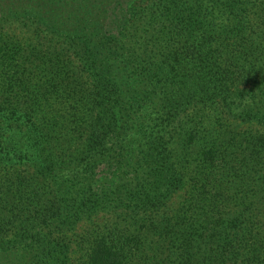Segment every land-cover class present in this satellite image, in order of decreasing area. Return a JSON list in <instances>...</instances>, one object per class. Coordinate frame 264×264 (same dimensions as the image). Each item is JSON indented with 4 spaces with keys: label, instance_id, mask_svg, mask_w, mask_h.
<instances>
[{
    "label": "trees",
    "instance_id": "obj_1",
    "mask_svg": "<svg viewBox=\"0 0 264 264\" xmlns=\"http://www.w3.org/2000/svg\"><path fill=\"white\" fill-rule=\"evenodd\" d=\"M151 2H5L35 18L55 82L0 96V238L59 234L107 161L134 170L118 197L130 220L82 238L80 264H264V0ZM3 57L5 87L22 64ZM70 247L40 239L15 264H65Z\"/></svg>",
    "mask_w": 264,
    "mask_h": 264
},
{
    "label": "rangeland",
    "instance_id": "obj_2",
    "mask_svg": "<svg viewBox=\"0 0 264 264\" xmlns=\"http://www.w3.org/2000/svg\"><path fill=\"white\" fill-rule=\"evenodd\" d=\"M6 1L0 0V35H2L0 38V56L4 55L5 58L3 57L2 60H5L6 63L15 62L22 64V66L18 69L17 75L10 67H6L4 72L13 81L6 84L5 87H3L4 85L0 86V96L4 97L7 89H10V92L14 90L17 81L19 83H21L20 81L28 83L46 81L52 84L55 82L52 74L49 72L51 61H54V58L53 56L50 58L43 57L42 51L47 48L48 42L47 38L42 36L43 33L40 31L38 23L33 20L35 18L28 17L27 12L10 14V11L6 9ZM138 1H142L144 4L152 3L151 0ZM101 7L102 4H100L99 9ZM112 21L114 22L113 13L109 18V22ZM13 51L14 53H12ZM27 61H31V63ZM34 62L36 64H33ZM7 81H4V83ZM153 107L154 104L151 109ZM160 115L161 113L155 115V118L158 122L162 123L163 119L162 116L159 119ZM23 149H26L25 146ZM10 165L14 169L21 166L15 161H11ZM113 170L114 167L107 161L96 166L93 181L95 184H99V187L94 189L90 196L86 197L85 203H82L77 210L76 208H70V214H63L60 221L66 220L69 224H65L66 226H63L59 234L55 231V227L48 224L43 223L38 228V226H35V223H31L25 228L26 235L24 239L30 240L29 242L22 241V238L20 240L14 238L12 233L4 235V238H0V247L5 246L7 250L5 254V251L1 253L3 250L0 249V264H15L17 259L20 260L21 255L27 256V252L24 250L25 246L31 245V243H38L40 239L54 238V235L59 238H68L71 243L70 250L65 251V254H63V258H67L65 264H80L83 253L81 252L79 242L82 238L89 237L92 231L100 227L104 222L118 221L122 224H127L130 220L129 215L126 214V210L118 203V197L125 195L126 192H123V190L128 188L127 185L121 184V181L125 182L129 180L131 182L135 175L134 170L125 171L128 172L126 175H123L124 171L119 175H115ZM144 170L145 167L138 171L140 175L143 174ZM158 175L161 177L160 171ZM119 185H122V187ZM181 197L182 191L177 192L174 194L172 201L177 204ZM88 200H99L103 204L99 206L95 203L87 202ZM36 211L38 210L30 211L28 215L34 218ZM150 213V210H142L140 225H145V221H143L145 216L151 215L153 217L156 215V212ZM32 246L35 248L34 245Z\"/></svg>",
    "mask_w": 264,
    "mask_h": 264
}]
</instances>
